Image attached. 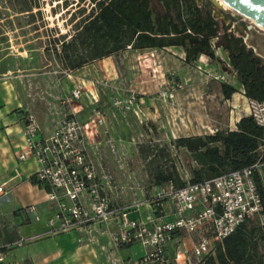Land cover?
<instances>
[{
  "label": "rangeland",
  "instance_id": "1",
  "mask_svg": "<svg viewBox=\"0 0 264 264\" xmlns=\"http://www.w3.org/2000/svg\"><path fill=\"white\" fill-rule=\"evenodd\" d=\"M96 1L0 0V79L8 78L13 82L22 103L21 108L34 113L44 128H51L70 109V104L65 99L72 82L67 78L66 70L71 69L67 63L75 53L71 54L69 51L71 56L67 57L61 50V43L69 40L77 31L76 25L95 11ZM206 1L210 0H196L198 4ZM223 6L224 11L214 7L210 1V11L218 16L221 13L232 19V14H238L228 6ZM217 20L226 27L223 18L218 17ZM240 22L244 28L251 26L264 33V29L250 18L245 17ZM233 34L238 36V33ZM78 53L84 54L85 51L79 48ZM177 56V52L168 49L133 48L127 45L116 52L88 60L72 70H76L85 79H90L95 74L98 76V81H94L98 87V105L104 109L112 133L111 144L101 148V164L118 186L120 198L117 201L128 202L142 197L143 193L146 194L147 186L156 183L155 172L158 168H173L176 178L187 182L192 177V169L197 166V162L186 148L173 145L174 138L180 135L206 134L210 133V129H234L235 118L246 113L232 109L230 102L221 95L220 83L208 79L203 83V98L198 109L195 106L197 104L191 105L193 107L183 106L178 100L172 104L176 108L173 123L182 120L188 123L190 129L181 132L175 124L172 134L169 127L160 121L164 116L162 104L166 101L159 100L156 97L157 92L161 88L171 87L180 92L185 87L197 84L190 82L191 79L184 81L187 71L191 73L193 68L187 67ZM232 83L236 82L233 80ZM128 90H134L138 97H148L154 102L161 114L156 122L148 118L144 120L145 114L138 118L131 111L110 105L112 97L124 96ZM232 98L234 103L238 100L236 95ZM164 122L166 123V119ZM175 134L178 135L173 137ZM37 199H43V193L36 188L31 189L27 184H20L10 191L9 200L0 199V237L5 240L15 237L19 225L15 208ZM44 206V213L39 212V215L44 216L46 221L53 210L47 204ZM253 219L259 220L257 217ZM42 222L44 221L41 218L32 223L38 229ZM45 239L53 238L37 237L33 239L35 241L30 240L31 243L28 241L22 246L12 248L6 257L9 258L14 253V258L21 259L23 264L30 259L35 264H49L52 258H42L38 249L34 250L35 256L24 251L28 243L37 244ZM71 239L72 236L67 235L63 241L68 242ZM262 241L263 239L259 241L258 250L264 260ZM53 242L56 240L53 239ZM130 246L131 256L135 255L132 260L144 255L145 248L139 241L131 243ZM49 249L46 247L44 251L49 253ZM110 257L105 252L83 248L74 258L76 264H111ZM54 259L59 264H68L63 255ZM56 261L53 263L56 264Z\"/></svg>",
  "mask_w": 264,
  "mask_h": 264
},
{
  "label": "built area",
  "instance_id": "2",
  "mask_svg": "<svg viewBox=\"0 0 264 264\" xmlns=\"http://www.w3.org/2000/svg\"><path fill=\"white\" fill-rule=\"evenodd\" d=\"M239 16L240 20L245 18ZM227 31L236 33L232 28ZM210 42L216 53L220 47L217 38ZM206 74L220 82L233 81L227 71L211 70ZM66 76L71 77L72 70H66ZM175 89L161 88L156 97L174 102ZM84 97L90 110L82 119L75 106ZM65 100L70 109L47 134L41 132L33 113L23 111V143L15 151L14 174L7 179L0 177V199L8 197L13 178L18 182L25 179L21 164L33 158L36 168L30 178L44 186L53 213L46 219L44 232L0 242V264L12 248L44 234L65 231H76L78 243L99 242L104 237L102 250L139 241L145 253L131 264H179L183 255L184 264H198L205 255L213 253L217 241L244 220L257 217L260 224L264 223V200L256 179L257 176L264 185V134L258 158L247 166L181 185L171 179L152 184L142 197L120 202L118 186L101 164V148L111 144L112 135L105 111L98 105L97 84L93 81L91 88H87L83 79L75 78ZM226 101L232 109L246 111L242 115H251L264 129V100L247 97L241 91L235 103L231 98ZM109 103L114 108L131 111L138 118L144 115L134 90L112 97ZM24 210L38 218L34 205H27ZM130 212L136 215L131 216ZM109 260L117 264L114 258Z\"/></svg>",
  "mask_w": 264,
  "mask_h": 264
},
{
  "label": "trees",
  "instance_id": "3",
  "mask_svg": "<svg viewBox=\"0 0 264 264\" xmlns=\"http://www.w3.org/2000/svg\"><path fill=\"white\" fill-rule=\"evenodd\" d=\"M92 11L77 24V31L61 43L68 57L70 70L127 45L133 48H163L180 46L183 61L192 63L198 54L218 59L211 39L228 51L230 69L242 84L245 96L264 100V61L247 47L240 36L228 32L224 23L215 19L210 1L198 4L196 0H97ZM85 51L79 54L78 49ZM69 51L71 54H69ZM225 99L237 90L229 83H220ZM264 134L251 115H242L234 129H216L213 133L180 135L174 138L175 147H184L197 162L192 169L190 182L209 178L253 163L259 156ZM156 183L176 178L171 168H158ZM258 180L264 200V188ZM33 182H37L31 178ZM264 243V223L253 218L241 222L229 235L217 241L213 253L207 254L198 264H264L258 245Z\"/></svg>",
  "mask_w": 264,
  "mask_h": 264
},
{
  "label": "crops",
  "instance_id": "4",
  "mask_svg": "<svg viewBox=\"0 0 264 264\" xmlns=\"http://www.w3.org/2000/svg\"><path fill=\"white\" fill-rule=\"evenodd\" d=\"M163 49H168L169 51L172 52H177L178 56L177 59L183 62L187 67L193 68V71L188 73L184 79V81H188L187 79H191L190 82L197 83L195 86H190V87H185V90L183 91H178L176 92V98L173 103H167L164 102L162 104L163 108V115L160 119L162 120V123L164 126H168L170 132L173 134V125L175 127V124L178 126L177 128L180 129L181 132L185 131H190L188 127V123L183 122L182 120L180 122L175 121L176 123H173L175 119V112L174 110L176 109L174 105L177 103H182L183 106L189 105L190 107H193L191 105L197 104L196 109L199 108L198 104L201 105L202 102V93L204 91V86L203 83L206 82L208 79V74H206L207 71L215 70V71H227L231 74L232 80H234L236 83L232 85L236 87V91L231 95L234 97L236 95L237 97H240V92L243 90L242 84L236 79V76L233 72L230 71V69H227L230 66L229 63V58H228V51L224 47H219L216 50L218 59H211L205 54H198L196 59L193 60L192 63L188 64L183 61V55L184 51L180 46H175V45H170L163 47ZM71 80L72 84L71 87L73 86L74 79L75 78H80L83 79L86 83L87 88H91L92 82L93 81H98V76L95 74L92 78L90 79H85L83 76H80L79 74L76 73L75 71H72V76L67 77ZM199 79L200 81H197ZM211 80V79H210ZM213 80V79H212ZM215 80V79H214ZM217 82L221 83L220 81L216 80ZM70 87V89H71ZM220 87V86H219ZM207 88V87H206ZM221 92V88H220ZM222 95V92H221ZM195 97V98H192ZM223 97V95H222ZM224 98V97H223ZM194 99V100H193ZM180 100V101H179ZM140 101V106L142 108V111L146 115V118L152 119L153 121L156 122L157 118L161 115L158 111V108L154 104V102L150 98H146L141 96L139 97ZM145 103V105H144ZM193 103V104H191ZM22 103L20 99L18 98L15 85L11 80L8 78H1L0 79V177L3 179H7L8 177H11L14 174V167L17 164V159L15 156V151L22 145L23 143V136H22V126H23V109ZM76 109L78 110V116L82 119H84L89 110H90V105L87 101V99L84 97L79 101V104H77ZM86 112V113H85ZM34 114V113H33ZM35 115V114H34ZM242 115H239L237 118H235V123L238 121V119ZM37 118L40 127H41V132L42 133H49L53 129L54 125L51 128H44L40 119L35 115ZM150 117V118H149ZM164 119H166V123L164 122ZM107 124L109 128V133H111V125L110 121L107 119ZM236 126V124H235ZM234 126V127H235ZM195 133V132H193ZM185 134V133H183ZM188 134V132L186 133ZM178 134L173 135V137L177 136ZM36 168V163L33 158H28L24 163L21 164V172L25 176V179L21 182L17 181V178H13L10 181V184H12V190H14L18 185L22 184H27L31 189L36 188L40 190L43 193V199H37L35 201H30L28 203L23 204L21 207L15 208L12 207V209L15 208L16 212V217L17 221L19 222V225L16 230V235L13 238H9L8 240H12L14 238H17L20 235L24 236H29V235H34V234H39L44 232L47 229L46 221L44 219V216L39 215L40 213H44L45 206L44 205H49L48 201L46 200L45 197V188L42 184L39 182H33L30 178L32 173L34 172ZM155 184V183H154ZM10 194V193H9ZM9 200V195L6 198ZM45 203V204H44ZM34 205L36 213L38 214V218L36 219L34 217L33 213L27 212L24 210V207L27 205ZM44 204V205H43ZM50 207V205L48 206ZM131 216L136 215V212H130ZM43 219L44 222L41 223L40 227L37 229L36 227L33 226L34 221H38ZM67 235H71L72 239L68 242H64L63 238H65ZM77 232L76 231H65V232H59L55 234H44L41 235L43 237H51L56 240V242H53V239H45L42 242H39L37 244H32L30 245L32 240L28 243V246L24 251L26 253H29L32 256H35L34 250L38 249L40 252V255L42 258L44 256L46 258L51 257L52 261L49 264H54L56 260L53 258L58 257L60 255L65 256V260H68V264H76L75 260V255H78L81 251V249H90V250H97V251H102L108 254V256H111L114 258V260L117 262V264H131L132 257L130 254L131 250V243L119 247H107L106 250H102L100 248L101 243H105V238L100 237L99 242H89V243H78L77 242ZM40 236V237H41ZM0 237V242L8 241ZM46 247L50 250H46ZM10 253V251L8 252ZM67 254V255H65ZM172 254V250L170 252ZM68 256V257H66ZM110 257V258H111ZM184 255L181 257V259L178 260L179 264H184L182 258ZM73 261V262H71ZM56 264H59L58 261H56ZM3 264H23L22 260L14 258V253L10 254L9 258H5V262ZM26 264H35L31 259L27 261Z\"/></svg>",
  "mask_w": 264,
  "mask_h": 264
},
{
  "label": "water",
  "instance_id": "5",
  "mask_svg": "<svg viewBox=\"0 0 264 264\" xmlns=\"http://www.w3.org/2000/svg\"><path fill=\"white\" fill-rule=\"evenodd\" d=\"M214 7L224 9L216 3V0H210ZM226 6L234 10L239 15L254 20L257 24L264 28V0H221ZM232 14V19L224 17L221 13L218 16L215 12L212 13L215 19L221 17L224 19L226 28H232L244 40L247 47L253 49L254 53L262 58L264 61V33L247 26L244 28L239 22L240 16ZM254 31L261 33L260 38L256 39Z\"/></svg>",
  "mask_w": 264,
  "mask_h": 264
},
{
  "label": "bare ground",
  "instance_id": "6",
  "mask_svg": "<svg viewBox=\"0 0 264 264\" xmlns=\"http://www.w3.org/2000/svg\"><path fill=\"white\" fill-rule=\"evenodd\" d=\"M216 3L217 4H219L222 8H224V6L223 5H225L221 0H216ZM226 6V5H225ZM239 15V14H238ZM252 20V19H251ZM254 21V20H253ZM255 22V21H254ZM256 23V22H255ZM257 25H259V24H257ZM260 26V25H259ZM261 28H263L262 26H260ZM264 29V28H263ZM255 33H254V36H255V38L256 39H258V38H260V36H261V33H259V32H257V31H254Z\"/></svg>",
  "mask_w": 264,
  "mask_h": 264
},
{
  "label": "flooded vegetation",
  "instance_id": "7",
  "mask_svg": "<svg viewBox=\"0 0 264 264\" xmlns=\"http://www.w3.org/2000/svg\"><path fill=\"white\" fill-rule=\"evenodd\" d=\"M239 36V35H238ZM241 37V36H240ZM242 38V37H241Z\"/></svg>",
  "mask_w": 264,
  "mask_h": 264
}]
</instances>
